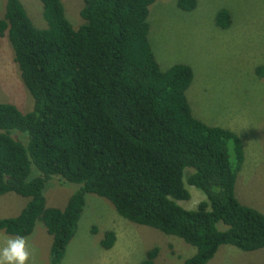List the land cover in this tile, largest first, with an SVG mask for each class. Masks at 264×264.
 Instances as JSON below:
<instances>
[{
    "label": "trees",
    "instance_id": "trees-1",
    "mask_svg": "<svg viewBox=\"0 0 264 264\" xmlns=\"http://www.w3.org/2000/svg\"><path fill=\"white\" fill-rule=\"evenodd\" d=\"M156 1L83 0L77 30L62 0H41L46 28L35 26L21 0L6 2L0 47L7 35L34 104L23 112L0 103V196L29 198L20 214L0 218V230L25 238L44 224L52 236L50 264L65 257L87 194L109 200L133 223L196 247L183 264H208L222 245L264 249V214L236 196L244 143L233 130L193 115L191 66L161 69L150 42ZM197 4L178 0L185 11ZM215 22L229 28L230 11L221 9ZM54 177L78 185L64 208L47 206ZM186 183L205 195L196 209L179 203L191 198ZM115 241L109 231L102 246L111 249ZM158 255L156 247L141 264H156Z\"/></svg>",
    "mask_w": 264,
    "mask_h": 264
},
{
    "label": "rangeland",
    "instance_id": "rangeland-1",
    "mask_svg": "<svg viewBox=\"0 0 264 264\" xmlns=\"http://www.w3.org/2000/svg\"><path fill=\"white\" fill-rule=\"evenodd\" d=\"M197 1L196 8L185 11L179 8L178 0H157L150 7V42L163 71L176 64L192 67L194 79L187 97L196 119L233 130L241 137L245 162L238 173L236 196L243 205L264 214V75L258 72L264 71V0ZM6 2L0 0V18L5 15ZM21 2L35 26L46 28L41 0ZM62 2L77 30L84 23L80 14L83 0ZM221 9L232 15L229 28H220L215 22ZM1 42L0 103H11L28 112L34 100L21 78L8 36ZM38 174L34 167L32 175ZM186 186L191 198L179 203L196 209L205 195L195 186ZM77 188L54 177L45 190L47 206L64 208ZM28 201L16 193L1 195L0 218L17 216ZM218 227L227 228L223 223ZM109 231L115 232L116 241L106 249L102 241ZM17 238L0 230V248ZM23 239L29 252L26 264H50L52 236L44 224L37 223L33 233ZM156 247V264H183L197 251L176 236L122 217L109 200L87 194L77 232L60 264H141L147 252ZM208 264H264V249L246 252L222 245Z\"/></svg>",
    "mask_w": 264,
    "mask_h": 264
},
{
    "label": "clouds",
    "instance_id": "clouds-1",
    "mask_svg": "<svg viewBox=\"0 0 264 264\" xmlns=\"http://www.w3.org/2000/svg\"><path fill=\"white\" fill-rule=\"evenodd\" d=\"M29 252L23 238L9 239L6 246L0 248V264H26Z\"/></svg>",
    "mask_w": 264,
    "mask_h": 264
}]
</instances>
